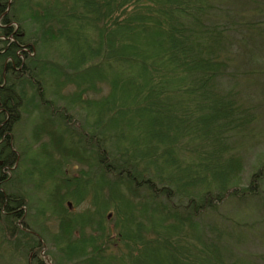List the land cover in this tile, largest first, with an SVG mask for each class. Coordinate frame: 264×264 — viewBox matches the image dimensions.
<instances>
[{
	"label": "trees",
	"instance_id": "1",
	"mask_svg": "<svg viewBox=\"0 0 264 264\" xmlns=\"http://www.w3.org/2000/svg\"><path fill=\"white\" fill-rule=\"evenodd\" d=\"M242 34L263 38L264 0H0L2 168L19 161L11 133L23 116L40 115L32 140L61 157L49 143L32 149L58 166L37 199L0 174L11 192H0V248L14 250L0 262L46 264V247L52 264H136L148 251L161 253L151 264H255L234 258L259 221L237 224L242 235L203 222L230 199L264 207V154L245 183L237 151L262 144L260 111L242 106L239 86L219 89L257 74L229 72ZM69 162L82 167L72 178ZM88 198L84 213L66 207Z\"/></svg>",
	"mask_w": 264,
	"mask_h": 264
},
{
	"label": "rangeland",
	"instance_id": "2",
	"mask_svg": "<svg viewBox=\"0 0 264 264\" xmlns=\"http://www.w3.org/2000/svg\"><path fill=\"white\" fill-rule=\"evenodd\" d=\"M226 8H228L226 6ZM227 11V9H226ZM249 35L242 34V43H235L234 51H233V62L230 64L231 67L229 69L230 73H233L235 76L242 73V76L246 72L257 71V74L254 75L253 81L249 78V80L242 77V79H238L237 81L235 78L225 79L221 83L219 89L221 91L228 90L231 86H239V93L240 99L242 100V106L245 108H257L255 110L258 114V118L253 124L254 131L257 130V133L260 134L264 131V71H259L264 69V36L263 38L252 36L253 38L251 41H247ZM246 37V41L244 40ZM234 42L239 39L236 34H232L231 37ZM248 42V43H247ZM249 44V45H248ZM59 54L63 58L69 59L74 54L72 53V49L70 46L65 44L64 42L61 46L57 47ZM248 51L252 52L249 53ZM72 53V54H71ZM254 53V54H253ZM32 53H29V55ZM252 55H256L257 57V64H253L251 62ZM259 57V58H258ZM253 68V69H252ZM255 68V69H254ZM86 111H83V116L85 115ZM254 112V115H256ZM55 113V112H54ZM52 117L54 118V124H59L60 119L58 118V114H54ZM81 110L78 111V114L81 115ZM87 113V112H86ZM90 117H93L95 112L89 111ZM40 115L36 114L32 118L27 116H23V121L14 128V131L11 133L12 138V151L16 152L19 161L17 162L15 168L11 167H3V160H0V174L5 176V184H15V188L18 190H22L31 198L37 199L38 197L42 196V192H36L35 188L37 185L42 181L48 179L54 172H57V163H50L46 159H42L37 157V153L33 150H39L41 144L46 143L48 144V139H42L40 142L35 143L32 140V133L34 130L33 122H39ZM82 116V117H83ZM260 117V118H259ZM92 120V118L90 119ZM263 127H259V126ZM252 129V130H253ZM262 129V130H261ZM247 140H250L247 138ZM252 140V139H251ZM259 139H253V141H249L247 145L243 146L244 143L239 142V149L237 150L242 155V159L245 160L244 162V174L242 178L244 182H246L247 178L251 173V169L255 164V161L258 155L264 154V140L262 144H257ZM1 145V141H0ZM49 151L52 153L54 149L50 146L49 143ZM33 149V150H32ZM55 153V152H54ZM56 161L61 160L59 154L55 153ZM82 167L77 165L75 162H69L67 167H63V170L66 171V176L69 178L77 176V173L81 170ZM3 184V185H5ZM46 187V186H45ZM44 187V188H45ZM12 188V187H11ZM43 188V189H44ZM14 191V190H13ZM0 192L5 194L11 193L7 192L5 186H0ZM16 192V191H15ZM13 194V193H12ZM44 196V195H43ZM250 201L245 204H239L235 202V200L230 199L228 203L219 207L216 213L208 214L204 217L203 222L205 225L211 226V229L217 227L219 230H225L228 233H231L235 230L240 231L242 235V230L236 227L237 224H241L243 226L248 224H254L255 222H260V225H257L253 231L247 232L246 236L243 240L244 242L241 243L239 250L235 251V258H249L250 263L261 264V256L264 254V207L260 203L252 204ZM69 205L68 209L71 214L77 213H84L86 210L91 208V198H88L85 202H83L79 206H75L73 201H69L66 203V207ZM39 208V207H38ZM36 210V209H35ZM37 211H35L36 214ZM107 223L112 230H114L115 225V214L113 210H109L107 212ZM238 216L242 217L238 219ZM32 220V217H27V221ZM242 219V220H241ZM25 221V219H24ZM38 221L41 223V219L38 218ZM47 227L50 233L55 234L57 223L56 220L47 221ZM22 225V221L19 222ZM247 231V230H244ZM236 232V231H235ZM238 233V232H236ZM113 236L111 239L116 241V231H113ZM245 236V234H244ZM2 236H0V243H1ZM242 240V239H241ZM242 240V241H243ZM44 245V243H43ZM117 248V247H116ZM46 247L42 251V259L45 261L46 264H52L54 260L53 257L45 255ZM14 250H10L9 248H0V254L4 257H8L9 254H13ZM116 251L114 249H110L109 254H115ZM150 252L148 251L146 254H143L136 264H151V262L155 259L160 260L161 253L159 252L153 260L150 258ZM164 257V256H163ZM52 260V261H51ZM4 262H0L3 264ZM129 264H134V262H130Z\"/></svg>",
	"mask_w": 264,
	"mask_h": 264
}]
</instances>
